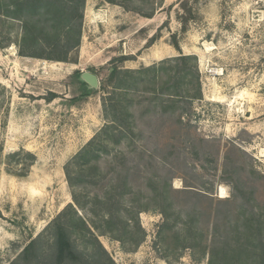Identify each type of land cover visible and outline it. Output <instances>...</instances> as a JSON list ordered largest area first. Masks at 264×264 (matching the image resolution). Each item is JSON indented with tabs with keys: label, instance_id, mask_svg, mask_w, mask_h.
<instances>
[{
	"label": "rangeland",
	"instance_id": "374dc122",
	"mask_svg": "<svg viewBox=\"0 0 264 264\" xmlns=\"http://www.w3.org/2000/svg\"><path fill=\"white\" fill-rule=\"evenodd\" d=\"M10 21L0 15V264L40 236L51 247L71 204L78 264H264V0H87L66 61L21 56ZM86 70L100 87L85 95Z\"/></svg>",
	"mask_w": 264,
	"mask_h": 264
},
{
	"label": "trees",
	"instance_id": "16d2710c",
	"mask_svg": "<svg viewBox=\"0 0 264 264\" xmlns=\"http://www.w3.org/2000/svg\"><path fill=\"white\" fill-rule=\"evenodd\" d=\"M86 1L87 0H0V15L11 20V23L15 20L21 23V36L17 39L19 54L21 56L66 61L70 58L71 53L81 45ZM188 14H191V10H188L186 15ZM186 15L183 17L184 23L188 20V16ZM175 43L176 46L179 47L178 42L176 41ZM191 56L192 55H181L178 56V59L186 61ZM157 69H159L157 65H152L142 70L135 71L134 73H141L149 70L156 71ZM183 71H185V69L178 70V73L181 75ZM117 72L118 71L115 70L113 75ZM76 74L85 95L96 90L90 88L89 85L81 79V72ZM200 86L201 84L195 95L197 98H201L202 96V87L200 88ZM169 94V97L166 99L167 101L164 100L165 102L176 103L179 101L175 98L177 94ZM56 96V93H52L49 100L54 99ZM105 102H107V99ZM116 109L117 108L109 104L105 107L108 116L112 118V124L115 125V128L122 127L117 121ZM108 125V127L112 126L110 124ZM96 138L97 136H95L88 146L81 150L76 157L85 160L89 156V153H91ZM126 194L125 192H121L118 200L111 199V201L114 204H121ZM159 196L163 195L160 194ZM74 198L78 205L82 204L75 194ZM166 198L167 196H164L161 201H157L155 209H160L165 216H168L167 209L170 207V204L167 202ZM145 208L149 209L150 206ZM74 209L75 207L71 204L50 223L48 229H52V232H50L51 247L43 246L40 236L33 239L24 248L22 253L10 264H78L79 259H83V252L81 253L78 251L71 241L72 231L69 226L70 219L67 217L71 210L75 212ZM106 213L108 214V219L106 221L110 222L114 218L111 207L106 209L105 214ZM98 245L104 248L100 241ZM85 260L90 264H116L111 257L104 261L97 258H85Z\"/></svg>",
	"mask_w": 264,
	"mask_h": 264
},
{
	"label": "water",
	"instance_id": "95a60500",
	"mask_svg": "<svg viewBox=\"0 0 264 264\" xmlns=\"http://www.w3.org/2000/svg\"><path fill=\"white\" fill-rule=\"evenodd\" d=\"M81 79L84 80L90 88L98 89L100 87V78L94 72L89 70L83 71L81 73Z\"/></svg>",
	"mask_w": 264,
	"mask_h": 264
},
{
	"label": "bare ground",
	"instance_id": "6f19581e",
	"mask_svg": "<svg viewBox=\"0 0 264 264\" xmlns=\"http://www.w3.org/2000/svg\"><path fill=\"white\" fill-rule=\"evenodd\" d=\"M225 194V188H222V195Z\"/></svg>",
	"mask_w": 264,
	"mask_h": 264
}]
</instances>
